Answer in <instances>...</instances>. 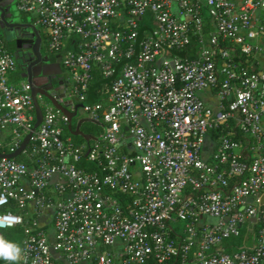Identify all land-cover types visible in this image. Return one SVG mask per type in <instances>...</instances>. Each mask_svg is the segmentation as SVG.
<instances>
[{"label": "built area", "instance_id": "built-area-1", "mask_svg": "<svg viewBox=\"0 0 264 264\" xmlns=\"http://www.w3.org/2000/svg\"><path fill=\"white\" fill-rule=\"evenodd\" d=\"M15 8L61 55L71 104L86 100L95 69L113 79L104 101L82 108L106 129L87 172L69 161L84 146L64 136L67 117L41 93L37 124L32 85L13 78L0 34V137L11 136L0 155V230L22 227L19 262L264 264V0H15ZM148 14L153 27L142 29ZM203 14L214 26L207 37ZM218 129L228 131L213 141ZM234 129L251 140L248 161ZM244 224L257 225L252 248L219 251Z\"/></svg>", "mask_w": 264, "mask_h": 264}, {"label": "trees", "instance_id": "trees-1", "mask_svg": "<svg viewBox=\"0 0 264 264\" xmlns=\"http://www.w3.org/2000/svg\"><path fill=\"white\" fill-rule=\"evenodd\" d=\"M10 12L13 14V17L17 21L22 22L24 26L31 25L32 19L28 15L18 12L15 8V2L13 4V7L10 8ZM203 19L205 22L204 35L207 37L208 34L214 30V26H213V23H211L210 18L206 14H203ZM141 24L143 25L142 29H152L153 24L150 21L149 14L146 15V17L144 16L142 18ZM40 35L44 37L43 38L44 40L45 36L43 34H40ZM192 45H193L192 51L194 53L197 52V49H199L198 43H196L195 40H192ZM5 46L7 48L6 43H5ZM183 54L184 53H182L181 55ZM245 61H246V58L242 57L243 64H246ZM112 80L113 79L103 78L99 69H95L93 72V81L90 85V89L87 93V97L84 102H80V101H77L76 99H73L72 104L66 106L64 110H59L58 109L59 107H55L58 111H60L67 117V123L61 124V128L63 130L64 136L66 138H70L71 142L75 146H79V145L84 146L81 153L77 155L78 158L75 160L74 157H71L69 161L74 163L77 168L84 169L87 172H93V171H96L97 169L96 163L88 162L86 160V155L89 149L91 148V145L95 141L98 140L99 136L102 133H104L106 129H105L103 122L94 121L90 119L85 113H84L85 115L80 114V111H82L83 106L87 103H97V102L104 101L109 94L110 84ZM227 131H228L227 129H218V130L211 131L210 137L213 141H216L219 134L227 133ZM230 136H232V138H234L235 140H241L243 142V148H244L242 152L243 159L248 161L249 160V156H248L249 149L247 146L250 144V141H251L250 138L246 135H243L241 132L237 131V129L232 130V133H230ZM9 148L10 147L8 145L0 146V155H9L10 153ZM13 158L20 162L26 163L28 166H31L33 164L32 162L27 160V158L21 153L16 154ZM233 180L234 179H231V184L233 183L232 182ZM231 184L227 188V190L231 188ZM48 195L53 197L52 194H48ZM256 228H257V225L247 228V224H244L241 227L240 235L231 236L229 238L224 239L222 243L220 244L218 250L223 253L234 254L235 252H238L243 248L251 249L253 246V243L257 239V229ZM0 236H3L6 240L10 242H14L18 244L20 248L23 245L24 234H23L22 227H16V228L7 229V230H0ZM178 260H179L178 257H172L169 261L165 263H161V264H178ZM17 264H23V263L17 262ZM153 264H160V263L154 262Z\"/></svg>", "mask_w": 264, "mask_h": 264}, {"label": "flooded vegetation", "instance_id": "flooded-vegetation-1", "mask_svg": "<svg viewBox=\"0 0 264 264\" xmlns=\"http://www.w3.org/2000/svg\"><path fill=\"white\" fill-rule=\"evenodd\" d=\"M2 2L3 4H9L8 6H5L3 8L2 16H8L9 14H11V17H0V34L1 36H3V39L7 44V49L10 51L15 60L18 75L21 78L26 75L27 72L23 70V67L27 64V68L29 69L28 73L30 74L32 69L35 67V65L33 64H35L34 61L37 60L36 55L38 52L41 60H39V66L41 65L42 67H51V69H48V72L50 73L48 77L50 82L49 84H52L55 88H57L58 84L60 83L58 79H60L61 77H65V71L61 65V62L60 75L56 74L57 70L53 66L55 64L56 56L59 54H55L49 50V48L46 46V42L43 40L44 37L40 35L37 29L34 30V27H32L31 25L24 26L22 22L17 21L13 17V14L10 12V8L13 7L15 0H3ZM17 27H20V33L17 31ZM4 31L6 32L5 35ZM45 59H48V61L46 62ZM26 80L30 83L29 79ZM32 88L35 89L33 86ZM36 91H40L41 93L46 94V92L41 91V89H38Z\"/></svg>", "mask_w": 264, "mask_h": 264}, {"label": "water", "instance_id": "water-1", "mask_svg": "<svg viewBox=\"0 0 264 264\" xmlns=\"http://www.w3.org/2000/svg\"><path fill=\"white\" fill-rule=\"evenodd\" d=\"M2 1L3 0H0V17L1 18H3V17L9 18V17H11V14H9L8 16H2L3 8L5 6H8L9 5L8 3L3 4ZM20 30H21L20 27H17V31L19 33H20ZM34 30H36V29L34 28ZM5 34H6V32L4 31V35ZM38 40H39V37H38ZM38 54L39 53L37 52V55H36L37 60H35L34 61L35 64H33V65H35V67L34 66H33L34 68L32 67L33 69L30 72V74L28 73V70H29L27 68L28 64L23 67V70L26 71L29 75L26 73V75L23 76L22 78H24L25 80L26 79H29L30 83L32 84V86L36 90L41 89V91L46 92L47 94H49L52 97H55V98H58V99L59 98H62L63 99L64 96H65L64 95V91H65V88H66L65 87V80H64V78L61 77L60 79H58L60 81V83L58 84L57 88H55L52 84H49L50 82H49V78L48 77H49L50 73L48 72V69H51V67H48V66L42 67L41 65L39 66V62L41 60H40V57H39L40 55H38ZM45 60H46V62L48 61V59H45ZM60 62H61V55H57L56 56V59H55V64L53 66L56 68V70H57L56 74H58V75L61 74ZM35 89H33L32 91H33L34 103H35V106H36L37 124H38L40 122V119H41V112H40V108H39V106L37 104V101H36V94H37L36 92L37 91ZM38 92L41 93L40 91H38ZM65 104L66 105L71 104V101L70 100H66L65 101ZM27 140L28 139H26L23 142V145H22L21 148H23L25 146V144L27 143ZM21 148L18 150V152L21 150ZM16 154L11 155V156L14 157ZM263 200H264V197H263Z\"/></svg>", "mask_w": 264, "mask_h": 264}, {"label": "clouds", "instance_id": "clouds-1", "mask_svg": "<svg viewBox=\"0 0 264 264\" xmlns=\"http://www.w3.org/2000/svg\"><path fill=\"white\" fill-rule=\"evenodd\" d=\"M21 258L22 250L20 246L0 236V260L6 261L7 264H17Z\"/></svg>", "mask_w": 264, "mask_h": 264}, {"label": "crops", "instance_id": "crops-1", "mask_svg": "<svg viewBox=\"0 0 264 264\" xmlns=\"http://www.w3.org/2000/svg\"><path fill=\"white\" fill-rule=\"evenodd\" d=\"M67 72L65 71V77H64V80L66 81V78H67ZM18 77V78H17ZM13 78H15V79H20L21 77L19 76V75H15ZM22 79V78H21ZM65 87H67V84H66V82H65ZM37 94H39V92L37 91L36 92ZM66 93H67V88H65V91H64V98L62 99V98H55V97H52V96H50L53 100H52V102L49 100V102H50V104L55 108V107H59L58 109L59 110H64L65 109V107L66 106H68V105H71V104H68V105H66L65 104V101L66 100H69V98L68 97H66ZM65 104V105H64ZM63 105H64V107H63ZM56 109V108H55ZM40 112H41V110H40ZM11 143V136H1L0 137V146H6V145H8L9 146V144Z\"/></svg>", "mask_w": 264, "mask_h": 264}, {"label": "rangeland", "instance_id": "rangeland-1", "mask_svg": "<svg viewBox=\"0 0 264 264\" xmlns=\"http://www.w3.org/2000/svg\"><path fill=\"white\" fill-rule=\"evenodd\" d=\"M4 16V15H3ZM3 18H5V17H3ZM45 40V39H44ZM261 67H264V62L262 63V65H261ZM41 95L44 97V102H47V103H49L50 104V102H49V100L52 102V98L49 96V94H45V93H41ZM52 104V103H51ZM43 105H44V103H42L41 104V106L43 107ZM53 105V104H52ZM54 106V105H53ZM80 114H82V115H85L82 111H80ZM174 226H176L179 230H182L183 229V226H184V224H183V222H181V221H178V222H176L175 224H174ZM47 232H48V236H51L52 235V233H53V227L51 226V225H49L48 227H47Z\"/></svg>", "mask_w": 264, "mask_h": 264}]
</instances>
